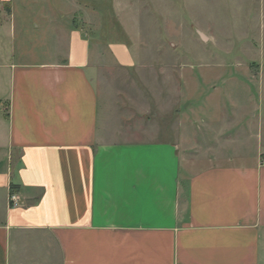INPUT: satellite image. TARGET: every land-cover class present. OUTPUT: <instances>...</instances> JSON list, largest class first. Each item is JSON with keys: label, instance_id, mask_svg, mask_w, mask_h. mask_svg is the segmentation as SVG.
I'll return each mask as SVG.
<instances>
[{"label": "crops", "instance_id": "1", "mask_svg": "<svg viewBox=\"0 0 264 264\" xmlns=\"http://www.w3.org/2000/svg\"><path fill=\"white\" fill-rule=\"evenodd\" d=\"M67 1L65 11L33 13L32 1L0 0V264H261L263 89L247 112L244 133L257 134L250 162L236 151L194 169L183 132L123 139L139 123L110 122L108 110L101 123L91 72L104 50L126 69L141 51L93 38L95 10L77 22L76 0ZM33 27L51 39L40 45L49 59H22L33 52ZM237 115L229 127L241 128Z\"/></svg>", "mask_w": 264, "mask_h": 264}, {"label": "rangeland", "instance_id": "2", "mask_svg": "<svg viewBox=\"0 0 264 264\" xmlns=\"http://www.w3.org/2000/svg\"><path fill=\"white\" fill-rule=\"evenodd\" d=\"M28 1L33 13L71 6L67 0ZM89 6L95 10L93 38L126 40L141 51L137 67L126 69L104 50L91 72L100 93L101 123L107 110L110 122L119 116L127 126L137 119L139 129H125L121 138L126 140L175 138L183 132L194 169L212 164L216 154L222 158L236 151L252 161L257 134L244 132L251 129L247 112L256 104L251 94L264 91V0H76L77 22ZM96 10L103 15L96 17ZM32 29L33 52L22 59H49L40 45L51 39ZM180 112L189 117L183 127L176 121ZM236 113L241 128L229 127Z\"/></svg>", "mask_w": 264, "mask_h": 264}, {"label": "built area", "instance_id": "3", "mask_svg": "<svg viewBox=\"0 0 264 264\" xmlns=\"http://www.w3.org/2000/svg\"><path fill=\"white\" fill-rule=\"evenodd\" d=\"M11 200L13 201V203L15 204V205H18L19 204V197H18V195L17 194H12L11 195Z\"/></svg>", "mask_w": 264, "mask_h": 264}, {"label": "trees", "instance_id": "4", "mask_svg": "<svg viewBox=\"0 0 264 264\" xmlns=\"http://www.w3.org/2000/svg\"><path fill=\"white\" fill-rule=\"evenodd\" d=\"M7 10H8V12L10 13V11H11V7H10V5L7 6ZM15 190H17V185L12 184V191L14 192Z\"/></svg>", "mask_w": 264, "mask_h": 264}]
</instances>
